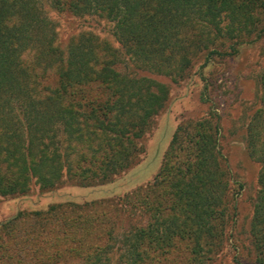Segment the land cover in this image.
Wrapping results in <instances>:
<instances>
[{
    "label": "rangeland",
    "instance_id": "374dc122",
    "mask_svg": "<svg viewBox=\"0 0 264 264\" xmlns=\"http://www.w3.org/2000/svg\"><path fill=\"white\" fill-rule=\"evenodd\" d=\"M23 1L3 0L6 29L23 24ZM37 1L65 58L87 43L96 59L84 58L89 83L73 82L67 88L72 96L52 97L51 103L47 96L66 90L61 82L66 67L38 63L33 40L28 42L34 46L17 47L21 82L35 101L56 110L99 95L120 127L129 115L136 128L145 110L149 117L140 125L145 128L136 140L133 166L111 181L83 185L64 179L46 191L33 183L25 194L0 197V264H82L93 252L99 256L92 264H124L123 251L146 256L138 264H258L264 245H257L259 236L250 229L261 165L249 151L264 155V0H193L182 15L161 0H147L144 27L161 38L148 49L134 39L125 42L138 51L133 61L122 53L120 30L106 15L110 0H92L86 8L82 0ZM106 66L130 83L150 78L155 92L147 96L137 84L121 86L114 74L101 83ZM105 87L111 96H103ZM23 101L17 103L24 107ZM7 113L0 116L1 130ZM53 120L54 131L47 135L65 137L70 121ZM88 120L85 141L96 147L100 138ZM205 132L214 139L209 146ZM87 147L74 146L76 167L90 166L81 157L93 153ZM124 148L114 153L117 159ZM199 163L206 172L193 178ZM204 180L210 188L203 187ZM129 199L140 211L130 212ZM132 227L133 249L125 239Z\"/></svg>",
    "mask_w": 264,
    "mask_h": 264
},
{
    "label": "trees",
    "instance_id": "16d2710c",
    "mask_svg": "<svg viewBox=\"0 0 264 264\" xmlns=\"http://www.w3.org/2000/svg\"><path fill=\"white\" fill-rule=\"evenodd\" d=\"M91 1L82 0L83 5L80 7L86 8L88 4L91 6ZM192 1L161 0L160 3L166 9L175 7L174 10H177L175 14L182 15L191 7ZM96 3H100V0H97ZM145 5H147V0H110L107 5L106 15L115 21L117 28L120 30L119 38L124 42L125 51H122V53L131 61H133L134 54H138V51L134 50V44L133 46L132 44L130 46L127 44L129 40L134 39L139 45L143 47L146 45L145 48L148 49L147 45L151 46L161 38L160 36L152 35L146 29L147 27H144L143 21L146 16L144 9L147 8ZM22 7H25V12H23L26 18L22 17L23 24L11 31L12 29H6L7 27L3 25L4 12H7V7L3 0H0V107H2L0 108V116H2L4 109L5 112L6 109L8 110V118H5L7 122H2V124L6 125H4V129L1 130L0 128V197L25 194L30 190L33 183L39 185L42 191H46L56 188L64 179L76 181L83 185H94L111 181L114 176L133 166L135 161L134 153L137 149L136 140L140 136V129L143 130L145 128V125H140L145 123L149 113L146 110L143 112L138 128L131 121V115L120 127L112 121V111L109 108L108 101L99 95L89 101H83L84 99L82 98V103H79L77 107L68 106L56 110L41 106L40 103L42 101L37 99L35 101L33 90L30 88V91L22 85L23 66L14 55L17 47L25 49L28 46H34V43L28 42L33 40L36 42L35 46L40 49L37 56L38 63L59 64L66 67L65 73L61 76V82L67 85L66 90H64V87V89L61 88L62 94L53 93L47 96V100L51 103L60 95L72 96L70 89L67 88L73 82H77V80L83 81V83L90 82L86 78L88 71L85 70L87 62L84 58L90 57L92 61L96 59V55L92 51L93 47L85 43L69 50L68 57L65 58L55 41H53V31L42 16L38 1L24 0ZM49 34H51L50 38ZM21 40H24L22 45H15V41ZM102 71L105 72V79H101V83L107 84V82H110L111 79H108V75L114 74L115 76L112 77L113 82L115 81L121 86L130 85L135 87V84H137V87L147 96L153 95L152 92H155L153 91L155 89L153 81L148 77H141L138 80L134 79L135 81L130 83V81L126 80V77L120 79V75L112 67L106 66ZM104 90L103 96H107V93L112 91L108 87H105ZM23 99L26 102L25 105L23 104L24 107L22 103L20 105L17 103L24 102ZM14 109L16 112H14ZM60 117L67 118L70 122H73L72 124L77 119L79 121L76 122V125H71L70 122L66 123L63 130L65 137L58 138L57 134L47 135L48 131L54 129L52 125L56 122H53V119ZM88 119L94 121L92 130L96 134L98 133L100 138L96 147L89 145L88 141H85L88 136L84 130H86L87 124L89 126ZM203 138H205L204 141L205 144H208L207 146H209V143L214 142L213 136L207 132H205ZM77 145L80 147L81 145H87V148L93 151L91 155L81 156L84 157L83 162L89 163L90 166H75L72 151L74 146ZM207 146L204 147L203 151H208ZM122 147H127V149L124 148L121 151V156L117 159L114 153L118 151V148ZM255 152L250 150L249 155L261 165L258 177L261 189L258 192L257 203L254 207L250 232L259 236L257 245L258 243L259 245L262 243L264 245V234L258 230L259 228L264 230V155L256 157ZM95 153H99L104 157H93ZM203 159L205 158L203 157ZM201 166V163L196 166L197 169L194 170L196 176L193 178L199 175L203 177L206 171ZM92 167H95V169L92 170ZM209 186V181L204 180L203 187L207 189L210 188ZM127 203L131 207L130 212L137 213L138 209H136L134 201L129 199ZM37 214L35 213V217ZM22 217L23 215H19L9 224L17 223L16 220H21ZM134 236H137V233L135 227H132L125 239L131 241ZM133 244L134 240H132L128 248L133 249ZM98 256L99 252H93L89 256V260L82 264H92L97 260ZM120 258L122 259L121 263L138 264L140 261L141 263L145 261L146 256L135 254L134 251H123V257L121 253L119 260ZM258 264H264V253H262Z\"/></svg>",
    "mask_w": 264,
    "mask_h": 264
}]
</instances>
